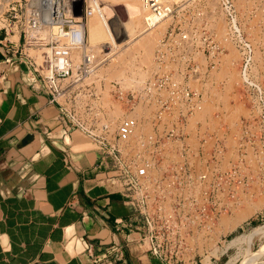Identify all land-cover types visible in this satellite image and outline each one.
<instances>
[{"label":"built area","instance_id":"obj_1","mask_svg":"<svg viewBox=\"0 0 264 264\" xmlns=\"http://www.w3.org/2000/svg\"><path fill=\"white\" fill-rule=\"evenodd\" d=\"M76 1L52 0L46 16L44 5L26 9L19 37L25 51L37 52L36 58L24 53L31 73L59 107L65 136L79 132L95 144L98 164L112 175L138 222V248L162 264H210L226 237L215 231L221 218L251 201L255 180L264 187V86L255 46L232 0H217L227 24L220 37L206 6L141 0L145 29L170 23L155 47L149 77L136 88L115 81L105 86L96 78L107 48L101 56L93 53L87 24L92 16L104 22L106 2L82 0L77 14ZM226 44L239 53L236 86L243 92L237 93L245 96L248 111L234 121L214 108L220 104L211 107L217 85L213 91L196 88L213 83ZM200 113L203 118L193 123Z\"/></svg>","mask_w":264,"mask_h":264},{"label":"crops","instance_id":"obj_2","mask_svg":"<svg viewBox=\"0 0 264 264\" xmlns=\"http://www.w3.org/2000/svg\"><path fill=\"white\" fill-rule=\"evenodd\" d=\"M5 40L0 32V264H162L138 248V222L95 144L65 136L21 37Z\"/></svg>","mask_w":264,"mask_h":264},{"label":"rangeland","instance_id":"obj_3","mask_svg":"<svg viewBox=\"0 0 264 264\" xmlns=\"http://www.w3.org/2000/svg\"><path fill=\"white\" fill-rule=\"evenodd\" d=\"M128 1L130 2V0H104L103 2H106L104 4V10L108 6H112L116 9L115 14L125 19L123 4L125 5V2L128 3ZM183 1L186 0H175V2L181 4L180 7L185 6ZM201 1L204 2L203 5L207 6L213 13V23H211V27L215 29L219 37L224 36L226 32V23L218 10L219 8H217V0ZM132 2L135 1L132 0ZM232 2L245 35L252 41L256 48V65L259 73H261L259 81L262 82L264 86V0H232ZM139 3L141 7L143 5L141 0ZM29 5L36 6L37 0H0V32L3 33L5 38L16 34L15 38L12 39H19V35L22 34L24 28L25 12ZM81 9L82 0L74 2L75 13H80ZM115 17L116 16H114V18ZM140 19L141 20H138V23H136V25L138 24L136 30L139 35L136 37V40L133 39L135 42H132V40L130 41L132 42L131 44L128 42L122 46L121 43L123 40L121 41L111 35L109 30L104 27V23L99 21L96 16H92L89 19L87 24L89 45L91 42L94 47L101 50L104 44L111 43L113 45L114 40L116 42L114 57H111V60L106 59L100 64L96 73V78L101 81L102 85L104 84L106 86L108 82L121 80L127 81L128 84H136V82L139 84L149 77L155 47L159 40L165 35L170 21L162 22L159 27L146 31L143 17ZM174 22H181V17L178 16V18H174ZM101 35H104V37ZM109 36L113 37L109 38ZM122 37L125 39L124 34ZM5 41L7 43L10 42L7 39ZM21 43H23L22 40ZM9 44L14 43L10 42ZM225 48L226 53L222 57L219 67L212 70L213 76L211 80L213 83H207L205 90L213 91L216 89L214 85H217V90H220V92L213 95V100H210L212 102L211 107H213L214 104H220L221 107L215 106L214 108L216 110L222 109L228 112L224 120L234 121L247 117L248 111L243 101V99L246 100L245 96H242V99L237 93L238 89L240 93L243 92L242 86H238L239 88L236 86L239 80L237 72L239 53L231 44H226ZM27 52L30 56L36 58L37 52L34 50H27ZM100 53L102 54V52ZM101 54L96 55L101 56ZM130 77L131 79L133 77L136 78L131 80ZM219 84L221 86H219ZM103 102H110V97L106 93L103 94ZM205 110L210 113L212 112V108L209 109V105L206 106ZM251 193L252 199L250 202L246 201L247 203L244 201L245 207L243 209L230 216H223L221 218L220 225L216 227L215 231H217L218 236H220L222 234L219 233V229L222 228V232H224L223 236L225 235L226 237L222 238L219 252L214 256L215 260L211 261L210 264H264L263 184L255 180L251 187ZM236 223L238 227H236ZM203 258L204 257L201 256V258L198 259L203 261ZM206 260L207 259H205V261Z\"/></svg>","mask_w":264,"mask_h":264},{"label":"bare ground","instance_id":"obj_4","mask_svg":"<svg viewBox=\"0 0 264 264\" xmlns=\"http://www.w3.org/2000/svg\"><path fill=\"white\" fill-rule=\"evenodd\" d=\"M133 1H135V2H132V0H130V2L128 1V3L125 2L126 3L125 5L123 4V7H124L123 11H124L125 19H122V18L118 17V15L115 14L114 9L112 8V6H108L105 10L103 8V10H102L103 15H104V22L103 21H101V22L104 23V27L109 30V32L111 33V35L115 36L117 39H120L121 41L123 40V42L121 43V46L124 45L125 43H128V42L132 41L133 39L136 40V37L139 35L138 32H137V30H136L137 27H138V24L136 25V23H138V20H141L140 18L143 17V19H144V16H145V13H146V10H145L144 6L143 5L141 7L139 6V4H140L139 1L140 0H133ZM193 1L196 4H199V6L205 8V6L203 5L204 2H202L201 0H186V1H183V2H184V5H186V4L191 5V3H193ZM51 2H52V0H37L36 7H38V6H41L42 7L44 5V7H42V10H45V12L43 11L44 12L43 15L46 16V10L49 9V6H50ZM172 3H178V2H175V0H172ZM219 12H220V10H219ZM221 15L224 18V15L222 13H221ZM114 16H116V17L114 18ZM208 16H209L210 20L212 18V21H213V13L210 12V14ZM106 21H109V23H107ZM166 21H170V20H165V21H162V22H166ZM105 22L108 25H106ZM162 22L158 23L154 28L159 27L162 24ZM210 26H212V25H210ZM145 30L148 31V29H145ZM149 30H151V29H149ZM90 33H91V31H90ZM90 33H89V42H90ZM123 34L125 35V39L122 37ZM15 36H16V34L10 35V37H8L6 39L9 40L11 43H14V40L12 38H15ZM101 36L104 37V35H101ZM113 36H109V38L110 37H113ZM108 41H109V39H108ZM132 42H135V41L133 40ZM132 42H130V44ZM108 44L111 45L110 49H108V45L107 44H104L103 47H105V49L107 48L106 51H105V53L107 55L106 58L108 60H111V57H114V54H115L114 51L116 50V48H115L116 42L114 40L113 45L111 43H108ZM127 45H129V44H127ZM90 47H91V50L94 51L93 52L94 54L95 53L98 54V55L101 54L100 53L101 50L99 49L100 50V52H99V50L96 47H94L91 42H90ZM254 54H256V48L254 50ZM254 65H256V55H255V63H254ZM133 78H136V77H133ZM133 78L131 79V77H130L131 80H133ZM107 80H108V78H107ZM121 81H123V82H121ZM121 81H115V82H119L125 88H129V87H134V88L140 87L142 85V83H143V82L142 83L140 82L139 84H137V82H136V84H133V83L132 84H130V83L128 84V82L125 81V80H121ZM208 83H210V82H208ZM206 86H207V83L204 84V85L196 84V88L197 89L199 87H201V88L204 89V91H206L205 90V87ZM205 108H206V106H205ZM120 115H121V111L120 110L117 111V112H115V116L116 117L117 116H120ZM203 116H204L203 113L198 114L196 116V118L193 120V123L196 122V121H198L201 117L203 118ZM220 229H219V231H220Z\"/></svg>","mask_w":264,"mask_h":264}]
</instances>
